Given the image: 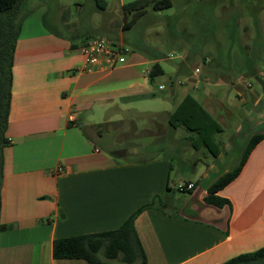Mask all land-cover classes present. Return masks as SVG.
Listing matches in <instances>:
<instances>
[{
  "label": "crops",
  "instance_id": "1",
  "mask_svg": "<svg viewBox=\"0 0 264 264\" xmlns=\"http://www.w3.org/2000/svg\"><path fill=\"white\" fill-rule=\"evenodd\" d=\"M125 4H59L52 18L60 31L29 17L20 29L3 150L0 264H89L54 258V241L115 230L155 198L134 221L146 264H223L264 247V138L217 193L229 203L205 202L251 138L264 135V2L247 11L238 2H189L185 12L201 8L188 17L201 46L189 42L165 56L155 46L125 47L124 31L147 15L125 29ZM99 9L116 15L106 26L128 50L126 61L82 72L79 47L92 29L83 19ZM203 46H211L212 60L193 62ZM253 79L258 88L245 91ZM188 95L215 121L202 116L205 134L170 124ZM182 183L195 188L180 192Z\"/></svg>",
  "mask_w": 264,
  "mask_h": 264
},
{
  "label": "trees",
  "instance_id": "2",
  "mask_svg": "<svg viewBox=\"0 0 264 264\" xmlns=\"http://www.w3.org/2000/svg\"><path fill=\"white\" fill-rule=\"evenodd\" d=\"M229 1L238 2L240 9L245 11L253 8L255 2L256 4L258 2V0ZM22 2L23 0H0V190L3 179V150L7 145L5 132L11 99V68L20 32L17 14ZM170 6H172L171 0H135L125 4L123 7L126 20L125 29L133 27L138 20L148 13L150 8L160 10ZM156 68L158 66H155L154 70ZM154 70L151 72V78L156 74ZM202 116L216 125L201 104L188 95L170 117V124L175 127L184 126L186 129L202 135L206 133L199 125ZM216 127L219 129L218 126ZM263 138L264 135H254L249 141L238 166L222 175L208 188V195L205 197L207 204L222 208L229 203L227 199L219 197L217 193L237 177L249 154ZM158 201V198H155L152 203L138 209L115 230L55 240L53 243L54 258L83 259L89 264H108L102 257L111 260L121 256L126 263L132 264L139 259L141 264H146V256L139 241L134 221L140 212L155 207ZM4 229L5 226L0 224V232ZM223 264H264V247L251 253L241 254Z\"/></svg>",
  "mask_w": 264,
  "mask_h": 264
},
{
  "label": "rangeland",
  "instance_id": "3",
  "mask_svg": "<svg viewBox=\"0 0 264 264\" xmlns=\"http://www.w3.org/2000/svg\"><path fill=\"white\" fill-rule=\"evenodd\" d=\"M82 2H94V0H23L20 6V10L17 14V24H19L20 29L25 21L29 18L37 19L43 26H47L54 31H60L56 24L53 21L52 15L55 14L57 5H65L72 6L75 3ZM110 5H116V2H132L135 0H106ZM172 6L163 8L160 10H153L150 8L147 15L142 18L139 24L131 30L124 31L125 37V47L128 49H133L136 46L146 47L152 46L156 47L158 50L164 54V56L173 51L172 48H178L177 51L182 52L185 47L189 46V42L193 45V49L200 47L199 44V34L194 25L190 22L189 18H191L190 12L194 9H201L200 7L193 6L189 8V11L185 12L186 6L189 2H232L229 0H171ZM258 2H264V0H258ZM195 5V4H193ZM91 4H89V8L91 10ZM205 11H208L209 8H202ZM99 11V12H98ZM96 14L92 16H86L83 21L86 23L85 27H89L91 29L90 35H88L87 39H93L96 37H103L106 39H110L115 41L118 39L117 33L114 30L109 29L106 25V21H114L116 20V15L100 12L99 9ZM29 22V21H27ZM210 22V20H209ZM206 21V23H209ZM249 23H243L246 25ZM210 25V23H209ZM242 25V26H243ZM172 26L176 28L177 36L172 33ZM46 27V28H47ZM210 27V26H209ZM188 30L192 34H195L196 38H192L190 35L184 34L182 30ZM210 32L212 31V27L209 28ZM207 29L206 31H208ZM145 33V37L143 38ZM20 33V32H19ZM179 34V35H178ZM180 36V37H179ZM146 38V39H145ZM203 46L200 55L193 56V62L195 61H206L207 59H211L213 54L210 53L212 51L211 46H207L208 50L204 49ZM170 49V50H169ZM198 50V49H197ZM198 52V51H197ZM264 61V55L258 56V61ZM167 67L168 63L164 62L163 66ZM264 71V66H259ZM264 77V75H262ZM160 83L164 84L168 87L169 80L167 78H162ZM258 82L256 79L252 80L253 88H246L245 91H251L257 89ZM264 89V88H262ZM175 167L179 166V157L176 156ZM184 197V195H181ZM188 196L185 194V197Z\"/></svg>",
  "mask_w": 264,
  "mask_h": 264
},
{
  "label": "built area",
  "instance_id": "4",
  "mask_svg": "<svg viewBox=\"0 0 264 264\" xmlns=\"http://www.w3.org/2000/svg\"><path fill=\"white\" fill-rule=\"evenodd\" d=\"M103 1V0H99ZM80 54L84 57L85 65L79 71H110L125 63L128 50L117 41L96 37L87 40L79 47ZM194 183H182L177 187L180 192L192 191Z\"/></svg>",
  "mask_w": 264,
  "mask_h": 264
}]
</instances>
